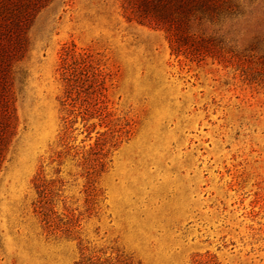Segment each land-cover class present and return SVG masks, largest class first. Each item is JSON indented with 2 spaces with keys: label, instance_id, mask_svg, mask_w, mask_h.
Masks as SVG:
<instances>
[{
  "label": "rangeland",
  "instance_id": "rangeland-1",
  "mask_svg": "<svg viewBox=\"0 0 264 264\" xmlns=\"http://www.w3.org/2000/svg\"><path fill=\"white\" fill-rule=\"evenodd\" d=\"M30 38L0 165V264H75L80 243L138 264H264V89L213 58L173 55L118 0H55ZM71 46L102 71L103 103L89 106L101 117L84 120L90 84L62 105ZM98 161L94 195L87 168ZM36 178L53 191L55 225H74L76 239L46 232Z\"/></svg>",
  "mask_w": 264,
  "mask_h": 264
},
{
  "label": "trees",
  "instance_id": "trees-1",
  "mask_svg": "<svg viewBox=\"0 0 264 264\" xmlns=\"http://www.w3.org/2000/svg\"><path fill=\"white\" fill-rule=\"evenodd\" d=\"M55 0H0V165L18 120L15 85L19 65L31 43V29L41 12ZM124 19L145 26L164 35L173 55L199 63L213 58L221 64L240 71L251 84L264 89V0H118ZM249 34L247 45L241 47L242 35ZM90 56L77 52L75 46L66 47L61 55L60 72L65 85L63 107L74 108L82 90L90 84L92 93L81 104L87 121L95 111L102 116V108L89 111L91 104L103 103L102 71L88 63ZM88 108V109H87ZM106 142L100 146L103 148ZM103 150V149H102ZM104 157V156H103ZM101 159V157H100ZM103 159V158H102ZM98 161L87 173L89 189L97 195ZM38 200L34 212L41 219L49 235L61 233L75 238L73 226L60 229L54 223L53 191L35 179ZM73 236V237H72ZM81 257L75 264H138L124 254L106 256L91 252L80 243ZM193 264H219L213 256H196Z\"/></svg>",
  "mask_w": 264,
  "mask_h": 264
}]
</instances>
